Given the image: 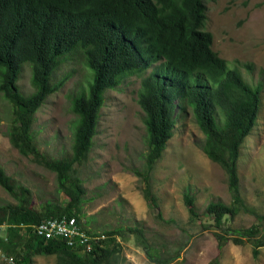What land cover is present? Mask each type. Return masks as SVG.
I'll list each match as a JSON object with an SVG mask.
<instances>
[{
	"label": "trees",
	"instance_id": "16d2710c",
	"mask_svg": "<svg viewBox=\"0 0 264 264\" xmlns=\"http://www.w3.org/2000/svg\"><path fill=\"white\" fill-rule=\"evenodd\" d=\"M207 7L204 0H0V97L10 111L7 135L19 154L29 157L56 174L58 192L68 201L47 203L42 211L30 206L31 191L0 167V187L16 204L0 206V250L16 255L14 264H33L38 255L56 256L57 264H119L116 240L123 230L90 233L77 210L85 195L79 168L87 161L97 135L105 94L117 90L129 76H141L137 103L144 113L147 153L143 170L134 173L146 182L144 198L157 208L152 192L151 171L164 158L174 136L177 104L191 109L204 139L201 150L227 174L232 203H210L206 213L218 228L240 210L250 212L240 192L238 174L241 147L256 126L262 86L247 84L237 70L213 51V36L204 31ZM80 50L91 81L72 100L73 138L68 156L53 159L39 148L33 133L35 117L61 86L52 84L54 72L70 54ZM31 71L32 93L24 95L18 80L23 66ZM156 65L146 76H142ZM251 72L253 64H246ZM190 218H198L195 199L183 194ZM251 213V212H250ZM74 217L92 237L106 239L89 252L67 245L63 239L39 235L36 226L50 219ZM161 218V215L159 214ZM258 219L264 217L257 216ZM252 226L233 235L232 242L253 241L252 256L264 247ZM154 264H167L179 252L162 258L147 244L143 230L128 228ZM221 250L229 241L217 235ZM218 264V261H215ZM213 264V263H212Z\"/></svg>",
	"mask_w": 264,
	"mask_h": 264
},
{
	"label": "rangeland",
	"instance_id": "374dc122",
	"mask_svg": "<svg viewBox=\"0 0 264 264\" xmlns=\"http://www.w3.org/2000/svg\"><path fill=\"white\" fill-rule=\"evenodd\" d=\"M204 1V31L213 36V51L230 70L239 71L247 84L262 86L258 120L241 147L238 166L241 196L251 213L240 210L228 217L222 228L206 213L210 203L230 205L232 197L226 172L201 150L204 137L184 102L177 104L174 136L164 158L152 168L157 208L149 206L143 192L146 182L134 173L143 170L147 153L144 113L137 103L141 76H129L117 90L105 94L93 148L79 168L85 195L81 209L76 208L90 233L123 230L116 240L119 264H154L140 241L126 231L128 228L143 230L147 244L162 258L179 252V258L167 264H264V247L254 258L252 240L244 239L241 245L231 240L252 226L258 228L257 238L262 239L264 233V220L257 218L264 217V0ZM246 64H253L255 69L249 72ZM30 77V67L23 66L18 86L24 95L32 93ZM90 81L91 73L80 50L70 54L54 72L52 84L61 86L37 113L32 127L46 156H68L76 119L71 111L72 100L87 89ZM9 111L8 103L0 97V167L31 191L33 209L42 211L51 202L65 205L68 198L58 192L56 174L11 146L7 135ZM186 191L195 199L198 218H190L183 200ZM8 204L16 201L0 187V206ZM8 233V226L0 227L1 238ZM219 234L229 238L221 250ZM15 257L0 254V264H14ZM33 264H57V259L54 255H38Z\"/></svg>",
	"mask_w": 264,
	"mask_h": 264
},
{
	"label": "built area",
	"instance_id": "2783aa9c",
	"mask_svg": "<svg viewBox=\"0 0 264 264\" xmlns=\"http://www.w3.org/2000/svg\"><path fill=\"white\" fill-rule=\"evenodd\" d=\"M39 235L51 239H63V241L78 249L81 246L83 252H89L95 248V244L100 242V248H104L101 243L106 239L104 235L100 237H92L82 230V227L77 223L76 219L63 218L62 220L50 219L44 221L39 226L35 227ZM0 254L5 257V254L0 250Z\"/></svg>",
	"mask_w": 264,
	"mask_h": 264
}]
</instances>
